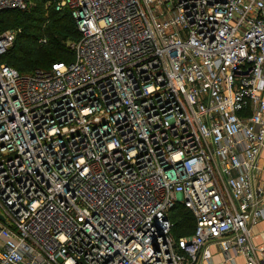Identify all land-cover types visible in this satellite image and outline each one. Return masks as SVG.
Returning a JSON list of instances; mask_svg holds the SVG:
<instances>
[{
    "label": "built area",
    "instance_id": "2783aa9c",
    "mask_svg": "<svg viewBox=\"0 0 264 264\" xmlns=\"http://www.w3.org/2000/svg\"><path fill=\"white\" fill-rule=\"evenodd\" d=\"M51 3L72 61L0 33V264H264V0Z\"/></svg>",
    "mask_w": 264,
    "mask_h": 264
},
{
    "label": "trees",
    "instance_id": "16d2710c",
    "mask_svg": "<svg viewBox=\"0 0 264 264\" xmlns=\"http://www.w3.org/2000/svg\"><path fill=\"white\" fill-rule=\"evenodd\" d=\"M11 23L18 27L7 29L5 25ZM7 30L18 33L13 46L1 57V61L21 74H29L36 69L47 70L56 62L73 60L74 54L68 42L79 36L75 20L69 11H57L49 0H29L26 9L0 11V33ZM43 38L46 42L42 41ZM171 218L174 222L172 231L177 238L193 231L195 219L184 206H176Z\"/></svg>",
    "mask_w": 264,
    "mask_h": 264
},
{
    "label": "crops",
    "instance_id": "0c3cea01",
    "mask_svg": "<svg viewBox=\"0 0 264 264\" xmlns=\"http://www.w3.org/2000/svg\"><path fill=\"white\" fill-rule=\"evenodd\" d=\"M256 230L260 229L264 230V221L261 222L256 228ZM261 239V237H259ZM212 255H213V261L215 264H230L229 262H225L224 252L221 250V248L218 245L212 246ZM237 261H240L239 259ZM241 264V263H238Z\"/></svg>",
    "mask_w": 264,
    "mask_h": 264
},
{
    "label": "rangeland",
    "instance_id": "374dc122",
    "mask_svg": "<svg viewBox=\"0 0 264 264\" xmlns=\"http://www.w3.org/2000/svg\"><path fill=\"white\" fill-rule=\"evenodd\" d=\"M14 25H16V24H7V25H5V27L7 28V29H14L15 27H18V26H14ZM31 29H29V31H30ZM34 30V29H33ZM73 41V40H72ZM72 41H69L68 42V45H69V47H70V44H71V42ZM70 50H71V47H70Z\"/></svg>",
    "mask_w": 264,
    "mask_h": 264
}]
</instances>
